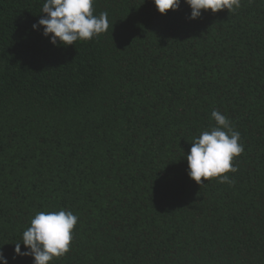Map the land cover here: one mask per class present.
<instances>
[{
	"label": "trees",
	"instance_id": "16d2710c",
	"mask_svg": "<svg viewBox=\"0 0 264 264\" xmlns=\"http://www.w3.org/2000/svg\"><path fill=\"white\" fill-rule=\"evenodd\" d=\"M45 0H0V248L30 219H79L49 264H264V0L236 12L95 0L108 32L56 46ZM51 35V34H50ZM240 133L235 173L198 184L186 154L215 126ZM25 246L21 242V251Z\"/></svg>",
	"mask_w": 264,
	"mask_h": 264
},
{
	"label": "clouds",
	"instance_id": "9594fccd",
	"mask_svg": "<svg viewBox=\"0 0 264 264\" xmlns=\"http://www.w3.org/2000/svg\"><path fill=\"white\" fill-rule=\"evenodd\" d=\"M94 3L95 0H45L40 12L46 15L32 28L36 30L43 26L42 35L54 46L91 40L108 32L113 25L107 12L94 15ZM153 3L158 12L164 14L169 9L177 10L181 0H153ZM184 3L191 9L189 19L198 18L201 10L236 12L241 7V0H184ZM211 117L215 126L195 137L190 150L183 154L188 165L187 174L198 184H203L201 178L204 181L218 178L220 183L233 185L235 180L226 173L237 171L233 160L244 151L240 133L220 111L213 109ZM78 219L77 214L65 208L35 213L23 231L21 241L15 243L14 256H30L33 264H49L54 258L63 257L70 250ZM21 242L24 251H21ZM0 264H8L2 248Z\"/></svg>",
	"mask_w": 264,
	"mask_h": 264
}]
</instances>
